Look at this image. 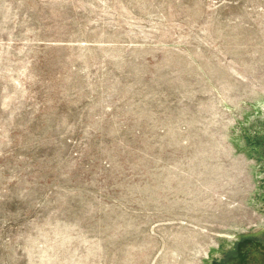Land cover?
<instances>
[{
  "label": "rangeland",
  "instance_id": "1",
  "mask_svg": "<svg viewBox=\"0 0 264 264\" xmlns=\"http://www.w3.org/2000/svg\"><path fill=\"white\" fill-rule=\"evenodd\" d=\"M0 264H264V0H0Z\"/></svg>",
  "mask_w": 264,
  "mask_h": 264
}]
</instances>
